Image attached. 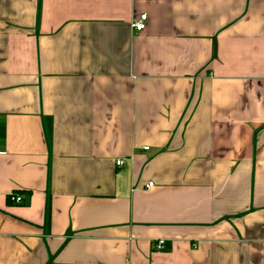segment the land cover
<instances>
[{
  "label": "crops",
  "instance_id": "0c3cea01",
  "mask_svg": "<svg viewBox=\"0 0 264 264\" xmlns=\"http://www.w3.org/2000/svg\"><path fill=\"white\" fill-rule=\"evenodd\" d=\"M0 264H264V0H0Z\"/></svg>",
  "mask_w": 264,
  "mask_h": 264
},
{
  "label": "built area",
  "instance_id": "2783aa9c",
  "mask_svg": "<svg viewBox=\"0 0 264 264\" xmlns=\"http://www.w3.org/2000/svg\"><path fill=\"white\" fill-rule=\"evenodd\" d=\"M145 20H146V14H141L138 19H134L131 22L130 26L135 31H141L145 28ZM147 148L148 147H144V149H147ZM120 163H121L120 160L116 161V164H120ZM149 185H151V183H149ZM9 200L14 202V203H19L21 201V198L18 195L11 194L9 196ZM163 245H164V240H158L156 242L155 247H156V249L160 250L163 248Z\"/></svg>",
  "mask_w": 264,
  "mask_h": 264
}]
</instances>
